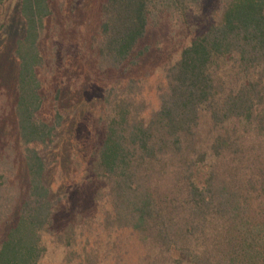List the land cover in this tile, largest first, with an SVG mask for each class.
<instances>
[{
    "label": "trees",
    "instance_id": "trees-1",
    "mask_svg": "<svg viewBox=\"0 0 264 264\" xmlns=\"http://www.w3.org/2000/svg\"><path fill=\"white\" fill-rule=\"evenodd\" d=\"M56 1L20 3L25 34L13 53L12 115L26 179L17 178L12 143L1 139L0 264H37L43 232L65 249L63 264H264V0H100L82 58L98 77L135 68L150 26L161 21L180 25L187 40L163 70L147 116L132 109L134 82H112L108 92H120L83 171L101 213L96 230L108 244L121 235L141 244L130 263L115 244L108 261L94 232L72 217L62 223L43 183L42 153L63 119L56 107L48 123L37 115L57 74L55 54L40 48ZM7 104L0 101V123Z\"/></svg>",
    "mask_w": 264,
    "mask_h": 264
},
{
    "label": "rangeland",
    "instance_id": "rangeland-1",
    "mask_svg": "<svg viewBox=\"0 0 264 264\" xmlns=\"http://www.w3.org/2000/svg\"><path fill=\"white\" fill-rule=\"evenodd\" d=\"M20 3L21 0H6L0 6V101L6 100L9 107L0 123V141L6 138L2 144L8 139L12 143L19 162L16 175L23 183L25 162L19 151L12 115L17 87V61L13 53L16 42L25 34ZM99 3L100 0H57L51 6V18L45 23V40L40 48L45 57L55 54L58 63L51 91L45 95L37 115L48 123L56 107L63 119L50 149L42 153L47 166L43 183L51 190L52 198L58 200L56 209L62 223L72 217L71 221L83 224L88 234L94 232L91 241H99V251L108 257V261H113L108 252L115 244L117 252L123 253L121 263H130L142 250L141 244L124 235L119 236L120 242L108 244L101 230H96L93 222L98 223L101 213L93 205L89 178L84 177L83 171L88 166L89 154L95 149L97 136L101 135L106 115L110 113V103L120 92H116L117 87L114 88L116 93L108 92L112 82H121L124 87L134 82L138 90L132 96V109L141 113L140 116H147L157 108V91L163 86V70L177 59L187 40H184L186 33L180 25L174 21H161L157 26H150L140 45V48H146L145 57L135 68L121 69L114 77H98L92 74V65L83 63L82 58L87 55L83 51L88 50L90 38L96 34ZM54 46L55 51L52 50ZM57 88L59 96L55 101ZM66 212L68 216L64 215Z\"/></svg>",
    "mask_w": 264,
    "mask_h": 264
},
{
    "label": "clouds",
    "instance_id": "clouds-1",
    "mask_svg": "<svg viewBox=\"0 0 264 264\" xmlns=\"http://www.w3.org/2000/svg\"><path fill=\"white\" fill-rule=\"evenodd\" d=\"M45 252L38 258L37 264H63L65 249L56 242L49 232L39 233Z\"/></svg>",
    "mask_w": 264,
    "mask_h": 264
}]
</instances>
